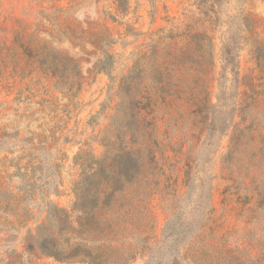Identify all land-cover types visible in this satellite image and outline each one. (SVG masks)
<instances>
[{"label":"rangeland","instance_id":"rangeland-1","mask_svg":"<svg viewBox=\"0 0 264 264\" xmlns=\"http://www.w3.org/2000/svg\"><path fill=\"white\" fill-rule=\"evenodd\" d=\"M83 175L107 264H264V0H0V264H88Z\"/></svg>","mask_w":264,"mask_h":264},{"label":"trees","instance_id":"trees-1","mask_svg":"<svg viewBox=\"0 0 264 264\" xmlns=\"http://www.w3.org/2000/svg\"><path fill=\"white\" fill-rule=\"evenodd\" d=\"M27 175H23L22 178ZM88 176L83 175L81 182L77 183L74 188L75 203L73 208L68 211L66 209L57 208L54 206V215L59 217L62 226L66 229L80 230L87 227L92 234L91 237H82L79 233L73 236H66L62 240L60 237H54L50 234L44 236L41 242L42 254L48 257H53L56 260L67 262H83L88 264H107L108 259L103 253H95L93 248L97 245L104 244L110 241L104 232V224L109 222L105 220L106 213L110 210V204L103 202L99 204L96 200L88 203ZM120 191L119 188L112 190L110 193H105L106 198L112 199ZM39 194L46 195L45 189H39ZM47 196V195H46ZM96 198V196H94ZM187 226L186 219H183L179 214H174L169 220L164 230L163 239L167 241L169 247L174 249L177 245L180 235V229ZM117 231L113 230L115 235ZM171 241V243H170ZM168 247H163L158 250L159 260L157 264H161L163 257L168 252ZM176 259V258H175ZM174 259V260H175Z\"/></svg>","mask_w":264,"mask_h":264}]
</instances>
